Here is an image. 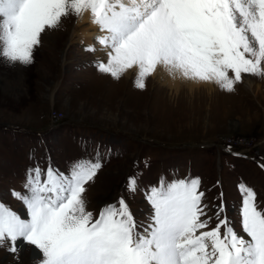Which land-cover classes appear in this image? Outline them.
<instances>
[{
    "label": "snow or ice",
    "instance_id": "6c2138e0",
    "mask_svg": "<svg viewBox=\"0 0 264 264\" xmlns=\"http://www.w3.org/2000/svg\"><path fill=\"white\" fill-rule=\"evenodd\" d=\"M88 11L105 33L98 42L109 49L98 70L119 79L135 67L140 89L161 65L229 92L242 74L264 75V0H0V57L31 63L46 29L70 13ZM101 166L99 160H80L68 174L51 166L29 169L26 191H13L26 216L0 203V247L10 241L16 252V242L26 241L42 254L40 264H264V209L251 187L239 185L245 235L227 216L219 219L223 204L219 223L205 230L210 218L201 219L198 177L151 187L146 199L153 211L145 227L124 198L95 219L86 210L85 185ZM136 188L130 177L129 191Z\"/></svg>",
    "mask_w": 264,
    "mask_h": 264
},
{
    "label": "rangeland",
    "instance_id": "374dc122",
    "mask_svg": "<svg viewBox=\"0 0 264 264\" xmlns=\"http://www.w3.org/2000/svg\"><path fill=\"white\" fill-rule=\"evenodd\" d=\"M78 17L70 13L58 27L46 29L31 63L0 57V203L24 218L26 207L13 191H26L29 169L51 166L68 174L76 161L99 160L101 168L85 185L86 210L95 219L105 206H118L124 198L129 207L143 209L131 211L138 225L147 227L153 211L146 199L149 189L161 180H179L174 177L176 170L192 163L196 155L209 188L202 191L205 215L201 219L210 218L206 230L219 223L217 210L223 204L219 219L227 216L234 229L244 234L241 206L236 207L242 204L238 192L243 184L237 182V170L240 167V175L248 180L244 183L262 200L257 204L264 205V168L218 148V142L228 139L248 145L250 151L243 154L257 152L264 161V75L242 74L230 92L215 82L182 77L174 83L154 75L146 77V86L140 89L138 71L114 79L98 70L97 61L106 62L107 53L99 35L89 44L79 35ZM96 53L104 56L98 58ZM130 177L137 180L135 192L129 191ZM232 196L235 202H229ZM10 248V241L0 247V264L42 260L39 250L22 240L16 242V252Z\"/></svg>",
    "mask_w": 264,
    "mask_h": 264
},
{
    "label": "bare ground",
    "instance_id": "6f19581e",
    "mask_svg": "<svg viewBox=\"0 0 264 264\" xmlns=\"http://www.w3.org/2000/svg\"><path fill=\"white\" fill-rule=\"evenodd\" d=\"M77 23L79 26H81V30H80V34L79 35H82L84 36V40L87 44L91 43L92 40L94 39V36L96 35H99V36H103L105 35L104 32L102 31H97V28H99L98 25H96L95 23H93L92 21V16H91V13L90 11L88 12H84L81 16L78 17L77 19ZM85 24H89L87 26H85ZM84 25V26H83ZM86 44V45H87ZM105 49L104 53L106 55V53H108L109 49L103 47ZM98 52V51H97ZM98 58H102L100 57L101 54L100 53H96L95 54ZM107 58V55L105 56ZM130 71H138L137 68H133V69H130L128 70L126 73L124 74H127L128 72ZM154 76H157V77H160L162 78L163 80H167L169 82H174L176 83L178 79L182 78V76L179 74V73H174V72H170L167 68H165L164 66H157V69L155 70V72L152 74ZM156 77V78H157ZM155 78V77H154ZM183 80V79H182ZM180 81V80H179ZM185 81V80H184ZM196 82V81H195ZM197 82H199L197 80ZM190 83H193L192 81H190ZM203 83V82H202ZM204 83H207V82H204ZM188 85V84H187ZM175 87V86H174Z\"/></svg>",
    "mask_w": 264,
    "mask_h": 264
}]
</instances>
